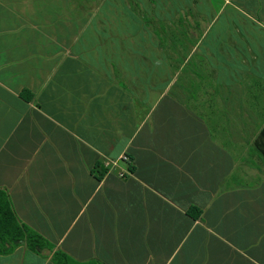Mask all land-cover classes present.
<instances>
[{
  "label": "crops",
  "instance_id": "crops-1",
  "mask_svg": "<svg viewBox=\"0 0 264 264\" xmlns=\"http://www.w3.org/2000/svg\"><path fill=\"white\" fill-rule=\"evenodd\" d=\"M263 125L264 0H0V190L48 244L0 264H264Z\"/></svg>",
  "mask_w": 264,
  "mask_h": 264
},
{
  "label": "rangeland",
  "instance_id": "rangeland-1",
  "mask_svg": "<svg viewBox=\"0 0 264 264\" xmlns=\"http://www.w3.org/2000/svg\"><path fill=\"white\" fill-rule=\"evenodd\" d=\"M164 41L167 44V52L171 56V60L175 65V60L177 58L180 59V55L186 54L190 50L192 43V40H179L178 37H175V40ZM190 65L197 70L198 76L187 77L189 76V72L184 74V79H186L184 80V83L190 85L191 93V99L187 103L194 111L205 117L206 121L216 133H222L224 131L222 107L213 100V96L209 93L211 76L204 68L205 66L203 62H201L198 57H193ZM187 70L188 68H186V71ZM254 150L256 151L255 148ZM259 155L262 157L261 154ZM258 162L260 165V161Z\"/></svg>",
  "mask_w": 264,
  "mask_h": 264
},
{
  "label": "trees",
  "instance_id": "trees-1",
  "mask_svg": "<svg viewBox=\"0 0 264 264\" xmlns=\"http://www.w3.org/2000/svg\"><path fill=\"white\" fill-rule=\"evenodd\" d=\"M253 145L264 158V125L256 135ZM23 243L35 252L48 247L47 242L39 234L17 222L6 193L0 190V253L6 254ZM53 261L55 264H74L61 252L54 253Z\"/></svg>",
  "mask_w": 264,
  "mask_h": 264
},
{
  "label": "built area",
  "instance_id": "built-area-1",
  "mask_svg": "<svg viewBox=\"0 0 264 264\" xmlns=\"http://www.w3.org/2000/svg\"><path fill=\"white\" fill-rule=\"evenodd\" d=\"M121 159H123V160H125L127 163H129V158L128 157H126V155L125 154H123L122 156H121ZM111 162H113V161H110V160H107V161H104L103 163L105 164V165H107V164H109V163H111ZM131 173L129 172V171H120V172H118V176L119 177H121V178H124V177H126V175H130Z\"/></svg>",
  "mask_w": 264,
  "mask_h": 264
}]
</instances>
